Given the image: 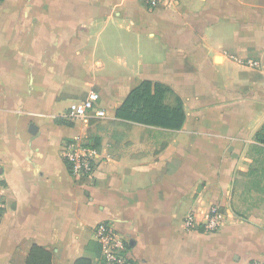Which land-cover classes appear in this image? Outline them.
Returning <instances> with one entry per match:
<instances>
[{"label":"crops","instance_id":"0c3cea01","mask_svg":"<svg viewBox=\"0 0 264 264\" xmlns=\"http://www.w3.org/2000/svg\"><path fill=\"white\" fill-rule=\"evenodd\" d=\"M145 81L181 101L180 130L115 117ZM93 91L106 117L69 118ZM263 124L264 0H4L0 264H104L101 223L130 264H264V226L231 210ZM74 141L97 152L91 176L63 158Z\"/></svg>","mask_w":264,"mask_h":264},{"label":"built area","instance_id":"2783aa9c","mask_svg":"<svg viewBox=\"0 0 264 264\" xmlns=\"http://www.w3.org/2000/svg\"><path fill=\"white\" fill-rule=\"evenodd\" d=\"M147 10L157 9L161 0H137ZM4 0H0V8ZM100 96L96 92L88 93L87 97L68 108V117L72 119H95L102 120L106 112L100 106ZM63 158L68 163L71 174L76 178L91 176L96 165L97 152L91 147L83 146L79 141L67 143L63 147ZM1 207V202H0ZM222 219L216 207L210 209L209 216L202 225L206 232L219 229ZM195 226L194 217L189 215L184 220L185 230H192ZM95 240L100 247L101 260L105 264H130L126 256V240L116 233L109 223H101L95 230ZM251 264H261L254 262Z\"/></svg>","mask_w":264,"mask_h":264},{"label":"trees","instance_id":"16d2710c","mask_svg":"<svg viewBox=\"0 0 264 264\" xmlns=\"http://www.w3.org/2000/svg\"><path fill=\"white\" fill-rule=\"evenodd\" d=\"M168 92L170 90L160 84L153 87L150 82L145 81L130 91L120 107L115 110V117L147 126L180 130L185 113L179 99H176L173 107L164 104ZM59 123L67 124L64 121ZM255 143L264 152V124L255 134Z\"/></svg>","mask_w":264,"mask_h":264},{"label":"rangeland","instance_id":"374dc122","mask_svg":"<svg viewBox=\"0 0 264 264\" xmlns=\"http://www.w3.org/2000/svg\"><path fill=\"white\" fill-rule=\"evenodd\" d=\"M245 158V171L238 174L232 190L231 210L264 226V152L254 145Z\"/></svg>","mask_w":264,"mask_h":264},{"label":"water","instance_id":"95a60500","mask_svg":"<svg viewBox=\"0 0 264 264\" xmlns=\"http://www.w3.org/2000/svg\"><path fill=\"white\" fill-rule=\"evenodd\" d=\"M33 129L35 130V127H31V130H30V131L33 132V131H32Z\"/></svg>","mask_w":264,"mask_h":264}]
</instances>
